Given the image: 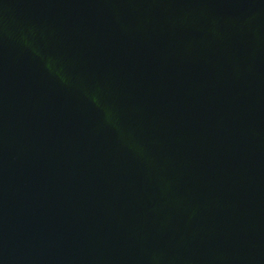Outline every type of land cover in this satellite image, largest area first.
Instances as JSON below:
<instances>
[{
    "label": "water",
    "instance_id": "obj_1",
    "mask_svg": "<svg viewBox=\"0 0 264 264\" xmlns=\"http://www.w3.org/2000/svg\"><path fill=\"white\" fill-rule=\"evenodd\" d=\"M0 264H264V0H0Z\"/></svg>",
    "mask_w": 264,
    "mask_h": 264
}]
</instances>
